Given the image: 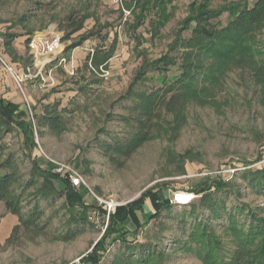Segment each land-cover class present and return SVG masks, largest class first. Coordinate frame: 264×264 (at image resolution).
<instances>
[{"label":"rangeland","instance_id":"1","mask_svg":"<svg viewBox=\"0 0 264 264\" xmlns=\"http://www.w3.org/2000/svg\"><path fill=\"white\" fill-rule=\"evenodd\" d=\"M203 1L147 0L142 10L144 0H0L3 53L12 66L29 65L30 40L51 29L67 59L63 66L54 60L26 83L30 110L0 67V99L26 108L25 122H34L28 137L15 123L0 129V162L15 160L19 178L10 192L20 195L26 217L39 214L34 226H25L0 198V264H71L104 239L107 216L71 209L64 195L52 192L47 173L59 165L84 178L88 205L103 208L97 198L126 205L149 192L172 205L154 218L147 199L142 227L127 237L135 252L111 237L99 262L124 264L122 253L149 250L157 254L153 264L235 260L241 247L230 214L246 228L249 212L264 220V189L253 186L264 171V23L241 35L229 56L204 55L180 43L195 25L184 31L190 5ZM257 1L210 5L245 9ZM231 19L225 12L212 23L221 28ZM44 116L58 117L60 131L45 125ZM140 134L146 139L132 149ZM212 180L225 187H213L203 199L195 195ZM53 183L65 191L62 181ZM182 193L193 200L177 203ZM196 224L219 248L211 238H197L203 226ZM69 233L75 236L66 241Z\"/></svg>","mask_w":264,"mask_h":264},{"label":"trees","instance_id":"2","mask_svg":"<svg viewBox=\"0 0 264 264\" xmlns=\"http://www.w3.org/2000/svg\"><path fill=\"white\" fill-rule=\"evenodd\" d=\"M146 1L147 0H144L142 4V10L147 3ZM136 2L140 3L141 0H136ZM210 3L211 0H204L202 3H192L190 5L189 9L191 14L187 18V25L184 26V31L189 30L191 24L194 23L195 25L191 31V38L183 39L182 42H180L188 48L199 50L204 55L211 56V53H216L220 59L229 56V54L232 53V49H236L239 44H241V35L249 34V32L254 31L251 29L259 28L264 23V0H259L254 7L245 9H240L235 6L225 7L220 10L211 9ZM225 12L229 13L232 19L226 26L222 25L221 28H217L212 21L220 19ZM78 29H81V27ZM12 37L13 36H10L9 38ZM230 44L232 45L231 49L226 47ZM80 45L81 43L71 46L68 51ZM181 76L185 79L191 77L187 70H183ZM26 116V108L23 109L21 105L6 101L5 99H0V129L6 127L7 130H9L11 129L10 125L15 123L16 126L25 133L26 137H28L29 131L33 132L34 127L30 121L28 123L25 122L24 118ZM43 121L51 130L60 131L61 121L58 117L44 116ZM145 139V135L142 136L140 134L138 138L135 139L136 142L133 144L132 149L137 148ZM4 150V146L0 144V154H2ZM260 175L261 176L255 181L257 184L254 183L253 186L257 185L259 188L264 189V171H262ZM18 178V165L13 158L0 162V198L6 201L5 205L7 210L17 215L19 221L23 225L28 227L34 226L39 219V214L34 213L32 216L26 217L22 212L20 195L11 194L10 192ZM47 178L51 184L52 192L64 195L65 202L69 208L94 210L107 216V212L102 207L97 206V204H86L85 196L88 191L84 185L80 188H75L68 179L62 178L60 175L53 172L47 173ZM59 180L65 185V191L63 192L58 190L53 183ZM213 187L216 190H220L225 187V183L221 180H212L210 185L205 183L198 186L194 190V193L195 195L202 196L203 199L205 193L207 191L211 192ZM81 188L83 191H81ZM147 199L152 203L155 212L154 218H157L162 213L163 209L172 206L167 200H163L159 194L153 192L145 194L140 200L118 206L115 212L109 215L104 239L97 243L92 252L83 257L82 261L85 264H97L100 261L99 252L104 249L105 241L111 237H115L113 240L114 242H119L122 245L128 246L127 251L135 252L134 248H130L131 244L127 243V237L130 234H135V231L142 227L143 220L139 216V213L144 212L145 201ZM210 211H212L213 217H218L216 208L210 209ZM146 217L145 215L143 218ZM249 218L252 220V223L246 228L245 225H241L237 221L236 216L230 214V229L235 232L236 236H234V238L237 240L241 250L236 254L235 260H230V262L221 260L220 264H264V220L257 218L253 212H249ZM75 219L76 217L74 220ZM75 221L80 223L77 219ZM131 224L135 226V230L130 227L132 226ZM196 225L197 227L203 226L201 230L197 232V238L203 239L204 241H209L211 238L214 242L216 241L215 237L211 236L208 229H205L203 224ZM73 236L75 235L69 233L65 240L69 241ZM215 243L216 248H219L217 242ZM154 255L157 254L152 250H149V253L139 252V255H135L134 253H122L119 259L122 260L124 264H153Z\"/></svg>","mask_w":264,"mask_h":264},{"label":"built area","instance_id":"3","mask_svg":"<svg viewBox=\"0 0 264 264\" xmlns=\"http://www.w3.org/2000/svg\"><path fill=\"white\" fill-rule=\"evenodd\" d=\"M30 48V56L32 61L29 65L17 69L16 67L12 66L9 60H6V57L3 53L4 48V37L0 31V67L5 70L13 79L17 89L23 95L28 108L30 110V106L28 103L27 96L25 95L24 86L26 83L33 78H37L38 76L42 75L43 69L51 64L54 60L58 62L60 66H63L67 63V59L62 55L63 48L61 38L58 33L54 32L52 29L49 33H43L37 35L35 38H32L29 42ZM37 69L39 71H37ZM42 87V86H41ZM33 120V119H32ZM32 124L34 122L30 121ZM34 126V124H33ZM60 168L56 169V174L60 175L69 180L71 185L75 188H80L81 186H85L84 178L76 172L74 169L66 167L64 165H59ZM192 196L189 194H177L175 196V201L179 204H187L190 203L193 199ZM97 198V197H96ZM101 205L104 204L103 209L107 212V222L109 219V215L112 211L118 206L114 203L103 202L99 198H97ZM91 220L93 218H90ZM107 228V224L104 228ZM71 264H85L82 261V258H79L73 261ZM97 264H103V262H98Z\"/></svg>","mask_w":264,"mask_h":264}]
</instances>
